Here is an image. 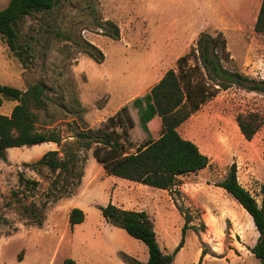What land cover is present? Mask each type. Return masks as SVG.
Returning <instances> with one entry per match:
<instances>
[{
	"label": "rangeland",
	"instance_id": "rangeland-1",
	"mask_svg": "<svg viewBox=\"0 0 264 264\" xmlns=\"http://www.w3.org/2000/svg\"><path fill=\"white\" fill-rule=\"evenodd\" d=\"M8 1L0 0V9ZM261 1L59 0L50 11L17 20L16 52L0 34V83L21 90L36 83L46 87V106L36 111L38 128L57 129L68 139L79 128H96L113 116L110 126L125 152H135L161 131L160 119L147 98L151 87L175 66L200 32L221 31L230 54L224 65L264 79V33L254 29ZM246 6L251 14L245 13ZM107 21L119 28V39L105 35L112 31ZM91 45L103 53L102 62L88 55L99 56ZM15 104L4 99L0 114L9 115ZM124 109L133 131H128ZM249 111L258 112L263 123L247 140L236 117ZM150 114L153 119L146 125ZM178 131L209 157V165L180 177L181 184L171 192L125 181L121 202L146 209L159 247L166 253H172L181 239L177 215L170 213L174 202L187 210L193 226L170 264H260L249 250L258 236L251 216L215 183L235 163L238 182L260 203L264 92L236 85L221 90ZM51 149L58 146L45 142L12 147L6 150V160L0 159V264H69L68 260L72 264H126L121 257L126 250L131 253L125 254L146 262V245L105 222L101 214L99 206L110 202L111 182L92 149L80 151L83 176L73 194L61 199L47 194L52 175L46 170L39 175L24 163L36 161ZM20 173L39 181L36 188L21 185ZM192 193H202V203L213 211L214 225L215 213L220 211L221 229H206L202 208L187 201ZM74 207L84 212V220L71 226L68 216Z\"/></svg>",
	"mask_w": 264,
	"mask_h": 264
},
{
	"label": "trees",
	"instance_id": "trees-1",
	"mask_svg": "<svg viewBox=\"0 0 264 264\" xmlns=\"http://www.w3.org/2000/svg\"><path fill=\"white\" fill-rule=\"evenodd\" d=\"M59 0H9L0 9V34L7 46L17 50V20L26 15L50 11ZM112 31L105 35L117 40L119 28L107 21ZM258 33H264V0L254 24ZM99 56L88 52L97 62H102L103 53L91 45ZM230 58L226 39L221 31L211 34L199 33L189 50L179 56L175 66L168 69L160 80L151 87L147 98L152 113L159 117L160 135L139 145L135 152H125L118 134L112 130L110 117L108 122L92 128L83 127L64 139L61 131L50 128H38L36 111L46 106V87L36 83L26 90L0 83V106L4 99L16 101L9 115L0 114V159L6 160V150L12 147L33 146L52 142L58 149L47 150L39 159L24 163L34 172L42 175L46 170L52 179L47 194L61 199L73 194L81 183L83 157L80 151L92 149V155L108 175L123 178L153 188L172 191L181 183L180 177L195 173L209 165L210 159L198 145L180 135L178 127L195 111L215 97L221 90L233 85L248 91L264 92V79L249 77L237 70L227 68L223 61ZM126 110L122 115L125 116ZM153 115H148L146 125ZM127 113L125 122L128 131L133 124ZM236 122L241 134L250 140L259 130L263 119L258 112L239 113ZM19 183L25 187L36 188L39 181L25 179L19 174ZM225 191L233 201L251 216L258 233L255 244L249 248L260 264H264V185L260 187L261 200L245 189L237 180L235 163L229 167L225 178L215 183ZM184 218L181 227V239L172 253L164 252L156 239L154 224L144 210H130L115 206L109 202L99 206L103 218L112 225L123 229L131 237L143 242L148 250V259L141 262L125 253L121 254L126 264H170L184 245L185 233L191 228L192 217L182 206L174 202ZM84 220V212L74 207L69 212L68 223L73 226ZM72 264V260H68Z\"/></svg>",
	"mask_w": 264,
	"mask_h": 264
},
{
	"label": "crops",
	"instance_id": "crops-1",
	"mask_svg": "<svg viewBox=\"0 0 264 264\" xmlns=\"http://www.w3.org/2000/svg\"><path fill=\"white\" fill-rule=\"evenodd\" d=\"M260 8V7H259ZM259 8H258V10H257V13H256V17H257V15H258V11H259ZM251 10L248 8V6H246V8H245V13L246 14H251ZM51 144H54V143H52V142H50ZM108 175V174H107ZM109 177H110V182H111V187H110V198H109V201L112 203V204H114L115 206H117V207H120V208H123V209H130V210H144V211H146V209L145 208H140V207H136L135 206V208H133V207H128V206H126V205H124L122 202H121V194H122V192H123V189H122V186H121V184L123 183V182H125V181H129V180H126V179H123V178H119V177H115V176H112V175H108ZM129 182H131V181H129ZM142 185V184H141ZM142 186H144V187H146V188H148V187H150V186H147V185H142ZM157 189V188H156ZM160 190H162V189H160ZM162 191H165V190H162ZM159 192H161V191H159ZM129 194H125L124 196H128ZM202 197H203V195H202V193H195V194H191V198H190V200H187L188 202L189 201H192L191 202V204H193V206H196V207H201L202 209L200 210V213H201V217H202V220H203V222H204V224H205V226H206V229L209 231V230H211L213 227L215 228V227H218L219 229H221L222 228V222H221V220L219 219V217H220V215H218L219 214V212L220 211H217L215 214H216V225H214V222L210 219V216H212V215H214L213 214V211L212 210H210L209 208H208V205H204L203 203H202ZM164 201V200H163ZM174 207H175V205H174ZM164 209H166V210H168L167 208H164ZM170 211V210H169ZM147 212V211H146ZM148 213V212H147ZM170 213H172V215L174 216V215H177V219H176V222H177V225L178 226H180V227H182V225L184 224V218L182 217V215L179 213V211L177 210V208L175 207V209L173 210V212L172 211H170ZM174 213V214H173ZM149 215V214H148ZM155 215V214H154ZM150 216V215H149ZM238 216H241L240 214H238ZM213 217V216H212ZM150 218H151V216H150ZM152 220V219H151ZM224 220H227V221H229V218L228 217H225L224 218ZM105 222H106V220H105ZM153 222V221H152ZM192 222V221H191ZM191 222L189 223V225L191 224ZM230 222V221H229ZM190 226H193V225H190ZM118 232H121V231H118ZM237 234H239V233H237ZM256 242V241H255ZM253 246V244L251 245V247ZM126 252H128L129 253V255H130V251H127L126 250ZM125 252V253H126ZM127 253V254H128Z\"/></svg>",
	"mask_w": 264,
	"mask_h": 264
}]
</instances>
